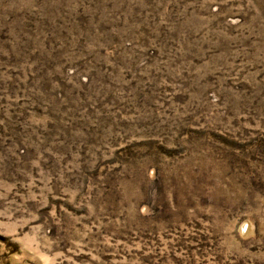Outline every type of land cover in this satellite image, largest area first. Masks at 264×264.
Instances as JSON below:
<instances>
[{
  "label": "rangeland",
  "instance_id": "rangeland-1",
  "mask_svg": "<svg viewBox=\"0 0 264 264\" xmlns=\"http://www.w3.org/2000/svg\"><path fill=\"white\" fill-rule=\"evenodd\" d=\"M0 264H264V0H0Z\"/></svg>",
  "mask_w": 264,
  "mask_h": 264
}]
</instances>
